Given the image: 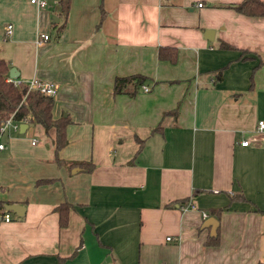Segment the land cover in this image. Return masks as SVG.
<instances>
[{"label":"crops","instance_id":"obj_1","mask_svg":"<svg viewBox=\"0 0 264 264\" xmlns=\"http://www.w3.org/2000/svg\"><path fill=\"white\" fill-rule=\"evenodd\" d=\"M240 1L70 0L62 18L58 0H0L9 79L54 83L69 118L56 151L54 129L0 137V264H264V16ZM132 73L138 91L113 95Z\"/></svg>","mask_w":264,"mask_h":264},{"label":"trees","instance_id":"obj_2","mask_svg":"<svg viewBox=\"0 0 264 264\" xmlns=\"http://www.w3.org/2000/svg\"><path fill=\"white\" fill-rule=\"evenodd\" d=\"M70 0H58V14L65 18L68 11ZM237 11L246 15L264 16V1L262 0H241L239 3L232 5ZM59 32L63 24H54ZM227 47L228 44H222ZM170 49V50H166ZM169 51L168 53H165ZM159 57L167 58L169 61H174L176 51L170 47H159ZM8 62L5 58L0 57V121L12 115L16 121L30 123L40 127L45 134L48 130L54 129V150L60 149L66 144L65 126L69 121L67 116L53 118L51 109L53 106V97L42 94L37 90L28 89L27 84H16L8 77ZM147 79V76L140 73H132L123 76H115L113 79L111 93H125L133 96L139 89L140 85ZM155 82V81H154ZM171 112L176 113V108ZM56 162H59L55 156ZM78 162L72 163L77 165ZM93 164H89L87 170L91 169ZM44 179L43 181H49ZM69 204L62 203L56 207L59 216V223L64 226L67 222V210ZM216 208L213 213L218 212ZM214 239V238H213ZM215 241V240H213Z\"/></svg>","mask_w":264,"mask_h":264},{"label":"built area","instance_id":"obj_3","mask_svg":"<svg viewBox=\"0 0 264 264\" xmlns=\"http://www.w3.org/2000/svg\"><path fill=\"white\" fill-rule=\"evenodd\" d=\"M31 3H33L34 5H36L38 8H42L44 6L47 5L48 0H30ZM198 6L201 5V3L197 4ZM6 33H9L11 31V25L8 24L6 26ZM40 36H38L37 38V43H40L42 40H46L49 38L48 34H39ZM16 84L19 83H23L20 81H15ZM25 84H27L28 89H32V90H37L39 92H41L44 95L47 96H51L53 97L55 95L56 92V87L55 84L49 81H42L39 80L37 78H31L29 79L27 82H25ZM143 90L147 91L148 90V86L143 85ZM20 123H22V121H16L12 118V115L4 118L3 120L0 121V137L3 133H7L10 130L11 131H19V126ZM264 128V121L259 120L257 122V129L260 131ZM35 142V139L32 140V143ZM241 145H247L248 144V140L244 139L240 141ZM0 148H3V143L0 141ZM203 216H205V213H203ZM0 219L4 220V221H9L11 219V215L7 212H4L2 214H0ZM170 237L167 236L166 239H169ZM113 264V263H111Z\"/></svg>","mask_w":264,"mask_h":264},{"label":"water","instance_id":"obj_4","mask_svg":"<svg viewBox=\"0 0 264 264\" xmlns=\"http://www.w3.org/2000/svg\"><path fill=\"white\" fill-rule=\"evenodd\" d=\"M57 21H58V18L54 15L53 16V22H57ZM205 36L208 38H211L213 36V30L212 29H206L205 30ZM17 75H18V73L15 70V67L12 66L8 69V76L10 78H14ZM19 127H20V132H23L26 129L27 124L25 122H22V123H20ZM77 169H78L77 167L73 168L72 172H75ZM4 208L6 210L13 211L14 213H16L19 216L23 215L24 207H23V205H21L19 203H15V202L8 203L7 202L4 204ZM217 224H218V222L213 216H208V217L204 218V220L202 222L203 227L210 226V232L211 233H214L215 227L217 226Z\"/></svg>","mask_w":264,"mask_h":264}]
</instances>
